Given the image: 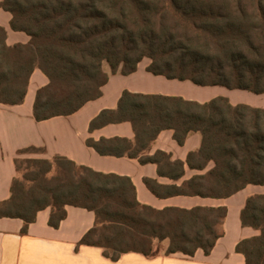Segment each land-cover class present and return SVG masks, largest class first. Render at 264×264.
Listing matches in <instances>:
<instances>
[{
	"label": "trees",
	"instance_id": "1",
	"mask_svg": "<svg viewBox=\"0 0 264 264\" xmlns=\"http://www.w3.org/2000/svg\"><path fill=\"white\" fill-rule=\"evenodd\" d=\"M0 8L11 14L13 30L30 36L27 43L8 45L0 25V103H23L38 68L48 82L36 91V121L73 114L100 97L109 78L104 62L111 73L128 75L149 58L154 75L264 94V0H2ZM124 121L132 124L134 141L87 139V145L101 155L156 163L173 180L183 177V161L163 151L143 153L163 129H173L179 144L190 132L201 135L200 148L188 153L186 163L190 169L212 167L180 186L145 178L158 197L220 199L249 184L264 185V107L233 105L224 96L198 102L124 90L117 108L102 110L89 129ZM42 151L29 146L17 154ZM29 161L31 170L13 178L9 198L0 202V218L22 219L23 232L47 207L49 224L57 228L72 205L95 214L80 244L101 247L112 260L129 251L151 256L155 239L168 240L166 254H209L223 235L225 206L158 209L138 201L128 176L60 155ZM240 220L259 233L241 239L235 250L246 264H264V194L246 198Z\"/></svg>",
	"mask_w": 264,
	"mask_h": 264
},
{
	"label": "crops",
	"instance_id": "2",
	"mask_svg": "<svg viewBox=\"0 0 264 264\" xmlns=\"http://www.w3.org/2000/svg\"><path fill=\"white\" fill-rule=\"evenodd\" d=\"M10 19L11 14L0 8V25L7 31V44L27 43L30 36L25 32L13 30L10 27ZM150 62L149 58H143L138 63L136 71L128 75L119 71L111 73L108 67L105 71L109 78L101 88L100 97L86 102L73 114L54 116L42 121L35 120L33 103L37 89L45 85L48 79L40 69H34L23 103L18 105L0 103V202L10 196L11 183L16 176L17 151L34 146L43 150L37 156L40 158L65 156L77 164L89 166L97 171L128 176L135 186L138 201L154 208L225 206L227 215L221 227L223 235L217 239L211 252L205 254L202 249H197L192 256L181 252L166 254L169 244L166 239L160 242L161 246H158L157 252L151 256L129 251L121 254L117 260H112L105 256L103 248L80 244V239L95 223L94 212L67 205L66 217L57 228L49 224V207L38 211L35 221L29 223L26 232L22 231L24 225L22 219L1 217L0 264H246L244 255L235 250L236 244L241 239L257 235L259 231L243 226L240 212L249 195L264 194V185L249 184L227 198L217 199L189 195L161 198L153 194L145 184L144 179L149 178L163 185L180 186L193 175L202 174L212 167L213 164L209 163L203 170L190 169L186 163L188 153L200 148V133H188L184 142L179 144L174 139L173 129H163L143 153L152 156L157 151H163L170 154V160L183 161L184 175L179 180L161 175L156 163H142L137 158L127 156L101 155L86 143L87 139L98 141L101 138L113 137L135 140V132L129 121L108 123L93 130L89 129L90 122L102 110L117 108L124 90L133 93L181 96L198 102L224 96L233 105L252 104L250 101H241L237 98L233 90L240 89L226 91L218 85L199 86L189 80L154 75L147 69Z\"/></svg>",
	"mask_w": 264,
	"mask_h": 264
},
{
	"label": "rangeland",
	"instance_id": "3",
	"mask_svg": "<svg viewBox=\"0 0 264 264\" xmlns=\"http://www.w3.org/2000/svg\"><path fill=\"white\" fill-rule=\"evenodd\" d=\"M109 67V65L104 62L103 63V70H107ZM224 90L227 91V88L225 87H221ZM230 90V89H229ZM236 94H237V98L240 99L241 101H250L253 106H258L259 107H264V94H254L251 93L249 91H243V90H233ZM233 91L230 93V95L233 93ZM39 153L36 152H24V153H20V154H16V166L18 168V171H16V176L22 178L23 175L27 174L30 170L31 167L30 165H32V162H30V159H35V158H40L37 157ZM38 165V164H37ZM57 174V168H52L50 175H56ZM162 241H157L155 239L154 243H153V251L152 253H156L157 252V248L158 246L160 247ZM159 244V245H158ZM161 249V248H160Z\"/></svg>",
	"mask_w": 264,
	"mask_h": 264
}]
</instances>
